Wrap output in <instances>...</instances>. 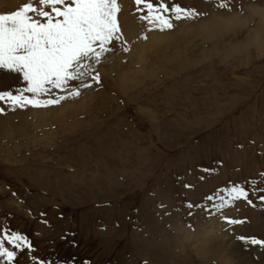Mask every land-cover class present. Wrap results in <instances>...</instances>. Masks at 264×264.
<instances>
[{
	"label": "rangeland",
	"instance_id": "obj_1",
	"mask_svg": "<svg viewBox=\"0 0 264 264\" xmlns=\"http://www.w3.org/2000/svg\"><path fill=\"white\" fill-rule=\"evenodd\" d=\"M152 2L198 14L161 29L117 0L122 43L99 83L55 105L0 101V235L33 246L19 264H264L240 239H264V0ZM22 83L0 69V91Z\"/></svg>",
	"mask_w": 264,
	"mask_h": 264
},
{
	"label": "snow or ice",
	"instance_id": "obj_2",
	"mask_svg": "<svg viewBox=\"0 0 264 264\" xmlns=\"http://www.w3.org/2000/svg\"><path fill=\"white\" fill-rule=\"evenodd\" d=\"M141 2L148 10L145 19L161 29H171L173 18L198 14L179 4L137 0ZM118 12L117 0H28L15 10L0 11V69L18 74L23 82L15 93L0 91V101L12 108L44 107L78 96L80 89L90 87L93 81L99 83L97 66L122 43ZM252 192L264 201V188ZM252 192L233 183L230 198L252 203ZM4 232L0 235V258L4 264H19V254L33 247L30 238L9 227ZM240 239L264 246V239ZM39 264L52 262L40 259Z\"/></svg>",
	"mask_w": 264,
	"mask_h": 264
},
{
	"label": "bare ground",
	"instance_id": "obj_3",
	"mask_svg": "<svg viewBox=\"0 0 264 264\" xmlns=\"http://www.w3.org/2000/svg\"><path fill=\"white\" fill-rule=\"evenodd\" d=\"M252 10H254V9H252ZM260 10V9H259ZM235 17H237V16H235ZM222 19V18H221ZM220 18H217L216 17V19H212V22L215 24V26L218 24V23H222L223 22V19L221 20ZM221 20V21H220ZM228 20V19H227ZM210 21H211V19H210ZM226 21V20H225ZM263 21V20H262ZM225 25V24H224ZM212 28H214L215 26H213V25H210ZM208 27L209 26H206V25H204V27H201L204 31H206L207 29H208ZM209 30V29H208ZM214 30V29H213ZM212 30V31H213ZM203 31V32H204ZM212 31H210V33L212 32ZM135 32V31H134ZM202 32V31H201ZM161 35V34H160ZM186 35V34H185ZM183 37H185L186 38V36H182V37H179L180 39L181 38H183ZM219 39V38H218ZM139 45H140V43H139ZM138 45V46H139ZM134 47V46H133ZM233 48V47H232ZM233 49H236V48H233ZM238 49V48H237ZM231 51V50H230ZM212 52V51H211ZM231 53V52H230ZM68 107V106H67ZM70 109H71V112H73V110H72V107L70 106ZM69 109V110H70ZM65 109H63V111H64ZM3 120V118H0V121H2ZM1 123V122H0ZM2 124V123H1ZM12 127V126H11ZM1 129V128H0ZM7 132V131H6ZM10 134H13V131H10ZM218 238V237H217ZM222 239V238H221ZM219 240V239H218ZM222 240H224V239H222ZM219 241H221V240H219ZM206 242H207V240H206ZM220 243V242H219ZM223 243V242H222ZM225 243V242H224ZM210 245V244H209ZM216 245V244H215ZM221 245V244H220ZM228 245V244H227ZM231 246V245H230ZM210 247V246H209ZM218 248H219V246H218ZM203 249V248H202ZM214 250H215V248H213ZM223 251V250H222ZM235 251V250H234ZM203 252H205V251H203ZM215 252H217V250H215ZM223 252H225V251H223ZM217 255V254H216ZM215 255V256H216ZM218 255H219V253H218ZM220 257H221V259H224V257L220 254L219 255ZM226 258V257H225ZM250 259V258H249Z\"/></svg>",
	"mask_w": 264,
	"mask_h": 264
}]
</instances>
